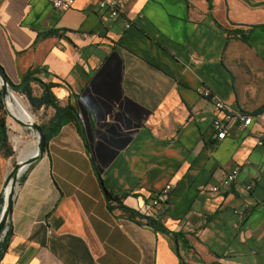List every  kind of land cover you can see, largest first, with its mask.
<instances>
[{
    "label": "crops",
    "instance_id": "0c3cea01",
    "mask_svg": "<svg viewBox=\"0 0 264 264\" xmlns=\"http://www.w3.org/2000/svg\"><path fill=\"white\" fill-rule=\"evenodd\" d=\"M52 1L0 0L7 78L56 84L59 107L80 118L18 185L0 264H264V0H118L115 18L98 0L68 10ZM204 88L252 125L220 112ZM215 118L230 129L223 141ZM237 167L228 191H212ZM105 190L126 196L115 206Z\"/></svg>",
    "mask_w": 264,
    "mask_h": 264
},
{
    "label": "trees",
    "instance_id": "16d2710c",
    "mask_svg": "<svg viewBox=\"0 0 264 264\" xmlns=\"http://www.w3.org/2000/svg\"><path fill=\"white\" fill-rule=\"evenodd\" d=\"M233 33V32H232ZM251 33V30L248 31H237L236 33L229 35L227 38V44L229 43V40H236L244 43L249 34ZM240 34V35H239ZM237 35V36H235ZM26 83L25 85H23ZM32 86H39L43 92L40 96H37L33 93ZM15 87H18V93L25 96L30 104V106L35 111H40L42 109L47 110L51 109L53 111V114L50 118L45 120L42 124H40V127L44 131L46 142L48 143L49 140L54 137L60 129L67 123L73 122L78 125L77 113L71 109V108H61L58 104V99L55 96L54 89L57 88L56 84H44L40 80L37 79H31V78H25L19 85H16ZM14 155V151L12 149L10 140H9V127H8V115L5 110L4 102L1 98V90H0V158L2 159H8L11 158ZM32 166H29L25 173H23L20 178L18 179V184L22 185L24 181L26 180V177L30 171ZM105 195L107 202L109 204H115L119 206L120 202L126 195H114L111 192H108L105 190ZM162 203V202H161ZM4 204V195L0 188V214L3 208ZM152 206V205H149ZM123 210H125L127 213L131 215V217L136 220L139 224L155 228L157 230H160L162 232H166L169 234V231L164 227V225L160 221L153 220L150 217L141 215L140 213H137L131 209H128L126 207H122ZM3 235L0 239V262L2 261L3 257L5 256L8 246L10 244V238H11V229H10V223L8 222L5 226V229L3 231ZM171 236L173 240L175 241L176 248L179 251L184 252H190L191 246L189 242L186 239V235L182 233H171ZM183 264V263H182Z\"/></svg>",
    "mask_w": 264,
    "mask_h": 264
},
{
    "label": "built area",
    "instance_id": "2783aa9c",
    "mask_svg": "<svg viewBox=\"0 0 264 264\" xmlns=\"http://www.w3.org/2000/svg\"><path fill=\"white\" fill-rule=\"evenodd\" d=\"M77 0H53L52 7L54 10H68L70 9ZM98 6L100 9L104 10L110 18L117 17L120 12L118 0H98ZM130 27V25H128ZM203 97L211 99L216 108L223 112L225 115H233L237 121L243 125L244 128H248L252 125V117L250 115H245L241 111L235 110L230 106L225 105L220 100H217L213 97V94L209 88H204L202 92ZM229 128L226 127L221 119L215 118L212 121V131L215 134L216 141H223L226 139ZM264 147V131L259 134V137L256 140V149H262ZM240 173V168L237 167L229 174H227L217 185L212 187V191H227L233 184L236 182ZM247 191L252 190L251 185L245 186ZM173 190V185H166L162 191L159 193L157 198L150 200V205L157 206L161 204L160 196H167ZM264 208V206H263ZM235 213L239 216L240 219H243L244 213L242 211L236 210ZM52 233V232H49Z\"/></svg>",
    "mask_w": 264,
    "mask_h": 264
},
{
    "label": "water",
    "instance_id": "95a60500",
    "mask_svg": "<svg viewBox=\"0 0 264 264\" xmlns=\"http://www.w3.org/2000/svg\"><path fill=\"white\" fill-rule=\"evenodd\" d=\"M25 84L26 83H24L23 85ZM0 90H1V98L4 102L7 115L19 125L32 130L33 134L35 135V138L38 141L37 150L29 157H26L24 161L17 163L13 171L10 173V175L7 178L5 185L6 188L3 189L4 204L0 214V239H1L4 233L3 231L5 229V226L10 221V217L14 205V199L16 195V189L19 185L18 179L29 166H32L33 164L37 163L39 160L43 158L46 151L47 142L44 131L42 130L40 125L34 123L29 128L26 124H24L19 119H17V117L11 111L12 108L9 106L7 101L12 97L11 91L17 92L18 87H15V85H13L10 82V80L5 75L4 70L2 69L1 66H0ZM77 121L78 122L80 121L79 117H77Z\"/></svg>",
    "mask_w": 264,
    "mask_h": 264
},
{
    "label": "rangeland",
    "instance_id": "374dc122",
    "mask_svg": "<svg viewBox=\"0 0 264 264\" xmlns=\"http://www.w3.org/2000/svg\"><path fill=\"white\" fill-rule=\"evenodd\" d=\"M32 89L35 95L37 96L41 95L42 90L40 88H37L36 86H32ZM11 93L19 97H22L24 99L29 110L36 118V121H35L36 124L40 125L43 122H45V120H47L48 118L52 116L53 111L51 109H47V110L42 109L40 111H35L30 106L25 96L21 95L20 93L16 91H11ZM8 127H9V140H10L12 149L14 151V155L11 158H8L5 160L0 158V188L2 192H3V189L6 188L5 185H6L8 176L13 171L15 165L21 162L20 157L21 158L29 157L37 150V145H38V141L35 138L33 131L19 125L18 123L13 121L9 116H8ZM239 211L243 212L242 209L241 210L239 209Z\"/></svg>",
    "mask_w": 264,
    "mask_h": 264
},
{
    "label": "bare ground",
    "instance_id": "6f19581e",
    "mask_svg": "<svg viewBox=\"0 0 264 264\" xmlns=\"http://www.w3.org/2000/svg\"><path fill=\"white\" fill-rule=\"evenodd\" d=\"M12 99V100H11ZM9 106L12 108L11 111L14 113V115L19 119L21 122L26 124L29 128L32 124L35 123L36 118L29 110L28 106L26 105L24 99L22 97H19L15 94H12V97L7 101ZM15 105H14V103ZM25 158H21V161H24Z\"/></svg>",
    "mask_w": 264,
    "mask_h": 264
}]
</instances>
